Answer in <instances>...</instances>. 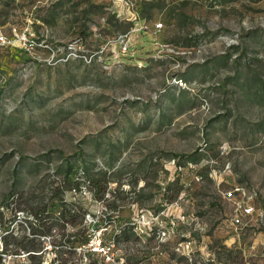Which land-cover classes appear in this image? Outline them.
<instances>
[{"label":"rangeland","instance_id":"obj_1","mask_svg":"<svg viewBox=\"0 0 264 264\" xmlns=\"http://www.w3.org/2000/svg\"><path fill=\"white\" fill-rule=\"evenodd\" d=\"M0 34L3 264H264V0H0Z\"/></svg>","mask_w":264,"mask_h":264},{"label":"built area","instance_id":"obj_2","mask_svg":"<svg viewBox=\"0 0 264 264\" xmlns=\"http://www.w3.org/2000/svg\"><path fill=\"white\" fill-rule=\"evenodd\" d=\"M160 22L156 21L153 23V27L155 29H158L160 26ZM146 24L141 21L139 25H134L133 29H137V30H141L146 28ZM124 36V37H123ZM118 40V48L119 51L122 53H127L130 51V42H129V35L124 34V35H118L117 37ZM5 41L3 35L0 34V43ZM22 44L25 45L24 43V39L22 40ZM178 170L181 168V166H177ZM239 189V188H238ZM237 190V189H236ZM242 191L239 192V196L234 194V192L228 191L226 195V198L231 199V201L234 204V213L231 215L230 219L232 224H234L235 226H241L243 224L242 221V217L243 216H247V215H251L253 212V205L250 202L249 199L250 196L246 195L245 193L241 194ZM171 224H173V220H171L170 222ZM161 232H163V230H161ZM182 242H184V244H187L189 242L188 239L183 240Z\"/></svg>","mask_w":264,"mask_h":264},{"label":"trees","instance_id":"obj_3","mask_svg":"<svg viewBox=\"0 0 264 264\" xmlns=\"http://www.w3.org/2000/svg\"><path fill=\"white\" fill-rule=\"evenodd\" d=\"M57 151L58 152H60L58 149H57ZM76 152H79V151H76ZM76 152L74 151V153H72V155H69V156H74L75 154H76ZM79 154V153H78ZM59 166V165H58ZM70 167H71V162H69V160L68 159H65L64 160V164L62 165V167L61 168H59V174L62 176V177H60L61 178V182H62V184L64 185V186H66L67 188H70V187H74L75 186V184H77L78 182H79V179L77 178V177H75V178H73V177H71V175H70ZM181 168H182V166H181ZM181 168L179 169L180 171H182L181 170ZM59 178V179H60ZM91 181H92V183L94 182H97V180L96 179H93V178H91ZM58 185H56L55 186V188L56 189H58V187H57ZM103 187V186H102ZM32 196L34 197V195L32 194ZM12 208H14V209H19V206L18 205H13V206H11V208H6L8 211L7 212H12L11 211V209ZM29 208H30V211H32V213L35 215V216H39L38 215V213H37V211L33 208V206H29ZM4 213H2L1 211H0V215H3ZM7 214V213H6ZM75 212H68L67 213V215H66V219H65V221L67 222H69L70 224H74V219H75ZM13 216V215H12ZM7 218V217H6ZM12 218V217H11ZM1 225H2V223H1ZM71 235V234H70ZM73 235V234H72ZM6 235H3V242H4V249H6L7 248V243H8V241H7V239H6V237H5ZM72 239H73V237H72ZM72 239L70 240V241H72ZM85 239H86V235L82 238V239H79V242H84L85 241ZM13 246L11 247V248H9V249H11V252H14V253H16L17 251V248H25L26 250H30V249H33L32 247L34 246V244L33 243H30L29 242V240L28 241H26L25 243H21L20 245H18L19 243H18V241H16L14 238H13ZM70 247H73V245L71 244L70 245ZM91 251L88 249V251H86V254H89ZM35 254H37V253H32V252H27V255H28V257L30 258V259H33L34 257H36V255ZM91 262V261H90ZM87 264H89V261L88 262H86ZM0 264H3L2 263V261L0 260Z\"/></svg>","mask_w":264,"mask_h":264}]
</instances>
